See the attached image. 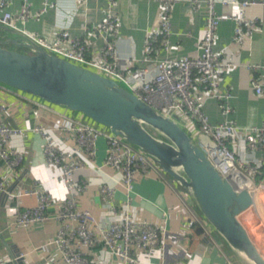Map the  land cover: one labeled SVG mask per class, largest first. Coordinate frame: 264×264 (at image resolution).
<instances>
[{"label":"built area","instance_id":"1","mask_svg":"<svg viewBox=\"0 0 264 264\" xmlns=\"http://www.w3.org/2000/svg\"><path fill=\"white\" fill-rule=\"evenodd\" d=\"M156 1L161 6L160 23L157 29L148 33L145 68L134 71L133 61L122 69H119L117 63V44L122 40L119 36L120 17L117 11L120 0H108L106 18L96 26L97 34L104 40L100 62L87 57V42L70 39L66 31L61 32L53 42H47L18 28V23L25 24L36 17L31 13L29 0H25L16 14L7 11L9 0H0V26L34 41L52 55L114 80L119 87H127L128 92L158 114L177 123H184L196 137V144L225 180L232 186L236 180L249 182L255 195L258 192L264 193V178L260 182L254 180L263 167L257 153L264 151V118L262 126L242 129L233 120L212 124L204 111L208 101L217 100L224 116L233 114L231 94H221L219 88L224 75L242 65L236 54L228 50L219 53L214 49L220 24L226 19L217 12V5L239 6V14L233 17L236 23L233 43L242 46L247 38L259 30L257 20L247 18V9L264 3L257 0H187L194 13L206 6V29L201 40L200 54L195 57H162L163 52L169 54L171 48L173 9L183 0ZM188 35L190 36L189 33ZM247 68L252 72L264 73V64H251ZM252 84L258 95H264V88L258 77L253 78ZM0 88L10 93L15 92L21 98L29 97L2 84ZM10 112L8 104L0 101V161L4 163V169L0 170V198L26 160L25 148L16 147L13 142L16 138L22 139L29 132L38 134L43 139L45 162L60 171L59 179L68 190V197L59 203L56 219L60 222V228L40 250L44 253L52 251L54 257H58V264H113L114 261L120 264H142L138 259L139 254L152 257L162 241L161 228L139 220L129 210V206L130 196L140 177H146L151 172L162 174V168L155 160L112 132H104L94 125L53 110L58 124L51 129L62 131L74 141L71 151H63L53 144L45 123L27 129L8 126L6 118ZM100 139L107 142L105 166L121 175V184L127 192L128 200L121 212L110 206L109 213L96 218L91 211L79 208V198L87 191L88 186L85 181H78L75 177L84 167L82 157L92 159L96 156ZM24 193L26 196H35L38 203L35 207L20 212L11 227L29 229L44 225L49 220L48 212L56 202L40 184H34ZM99 193L105 202L110 203L115 190L102 186ZM180 198L190 213L194 214L187 203L188 195L183 192ZM99 246H102V251L97 256V261L91 260L89 251ZM22 257L23 254L19 256ZM224 257L225 264H234L226 255ZM12 262V259L0 253V264Z\"/></svg>","mask_w":264,"mask_h":264},{"label":"crops","instance_id":"2","mask_svg":"<svg viewBox=\"0 0 264 264\" xmlns=\"http://www.w3.org/2000/svg\"><path fill=\"white\" fill-rule=\"evenodd\" d=\"M9 1L7 11L12 14L18 13L25 2ZM257 1L264 3V0ZM29 2L31 13L36 17L25 24L18 23V28L47 42H53L61 32L66 31L70 39L87 42L89 46L87 57L100 62L104 40L97 34L96 26L106 18L105 8L108 0L85 2L29 0ZM117 11L120 17L119 36L122 38L117 44L119 69L125 68L131 61L133 71L143 69L146 66L144 57L148 33L157 29L160 23V3L156 0H120ZM239 11V6L217 5V12L226 19L220 24L214 47L219 53L228 50L236 54L242 63L240 67L224 75L219 88L221 94L226 92L231 94L234 112L230 116H224L217 100L208 101L204 111L212 124L233 120L240 128L248 129L262 126L264 118V95H258L252 84L253 78L258 77L264 88V73L252 72L247 68L251 64H264V4L247 9V18L257 20L259 30L247 38L242 46L233 43L236 28L233 17L237 16ZM206 20L205 5L198 13L192 12L187 0L176 5L172 13L173 36L170 52L169 54L163 52L162 57L198 56ZM14 38L21 36L0 34V39L5 42ZM0 101L6 102L9 106L11 112L6 118V123L11 128H34L45 123L56 147L63 151L73 149L74 141L70 137L60 130L51 129L58 124V118L53 113V110L60 111L57 107L32 96L21 98L15 92L10 93L1 88ZM13 144L25 148L26 160L0 198V253L13 260L10 264H19L17 259L22 254L24 257L20 259L24 264H58V257H54L52 251L44 253L40 247L53 238L60 228V222L56 219L59 203L68 197V190L59 179L60 171L46 164L44 141L40 135L29 132L22 139L16 138ZM107 151L106 140L100 139L96 156L92 159L82 157L84 167L75 177L78 181H85L88 186L87 191L79 198V208L91 211L96 218L109 213L110 206L121 212L128 200L127 192L121 184V175L105 166ZM257 157L262 161L263 167L254 180L260 182L264 178V151L258 152ZM2 169L4 163L0 161V170ZM34 184H40L56 202L48 212L49 220L44 225L29 229L11 227L20 212L37 205L38 200L35 196L24 195V192ZM102 186L115 190L110 203L105 202L99 193ZM183 192L181 187L177 188L173 184L163 170L162 174L151 172L137 180L130 196L129 210L139 220L160 226L162 235L161 244L154 255L148 258L141 253L138 259L142 264H225L224 256L228 258L230 256L216 239L213 229L193 209L192 206L196 205L194 199L188 195L187 203L194 214H191L182 203L180 197ZM256 194L264 196L262 192ZM257 201L263 206L264 202L262 204L261 200ZM100 251L102 246L91 249L90 259L97 261ZM239 256L244 264V261H249L241 253ZM113 264L120 263L114 261Z\"/></svg>","mask_w":264,"mask_h":264},{"label":"water","instance_id":"3","mask_svg":"<svg viewBox=\"0 0 264 264\" xmlns=\"http://www.w3.org/2000/svg\"><path fill=\"white\" fill-rule=\"evenodd\" d=\"M2 33L20 36L5 26H0ZM0 84L81 113L140 149L194 199L234 250L252 264H264V220L254 188L237 192L179 123L158 114L114 80L52 55L27 38L0 39ZM17 261L24 264L19 257Z\"/></svg>","mask_w":264,"mask_h":264},{"label":"rangeland","instance_id":"4","mask_svg":"<svg viewBox=\"0 0 264 264\" xmlns=\"http://www.w3.org/2000/svg\"><path fill=\"white\" fill-rule=\"evenodd\" d=\"M9 49H12V50H17L19 52H21L22 54H30L29 51H27L26 49H17L13 46H10L8 45L7 46ZM56 56V55H55ZM123 87L124 89L127 90V87L123 86V85H120V87ZM48 104V103H47ZM50 106H53V107H56L54 105H51L49 104ZM60 111L66 113L67 115L71 116L72 118L76 119V120H80V121H83V122H86V123H89L91 125H94L96 126L97 128H99L100 130L104 131V132H111V130L109 128H106L104 126H101V125H98L97 123L93 122L92 120H90L89 118H87L86 116H84L83 114L81 113H77V112H73V111H70V110H67L65 108H60V107H57ZM180 124V126L184 129V131L195 141L197 142V139L196 137L192 134V132L188 129V127L184 124V123H181V122H178ZM166 176H168V178L170 180H172L173 184L177 187V188H180L179 185L177 184V182L172 178L170 177L167 173H165ZM195 206V208H194ZM192 206L193 209L195 210V212H197L201 218L204 219L205 223L211 227L213 229V231L215 232L214 234L216 235V239L218 240V242L220 243V245L223 246V248L226 250V252L228 253V255L230 256V258L232 259V261L234 262V264H244L242 261H241V257L239 256V253L234 250L229 244L228 242L214 229V227L210 224V222L203 216V214L201 213V211L197 208L196 205ZM223 238V239H222ZM245 264H252L250 261H244Z\"/></svg>","mask_w":264,"mask_h":264},{"label":"bare ground","instance_id":"5","mask_svg":"<svg viewBox=\"0 0 264 264\" xmlns=\"http://www.w3.org/2000/svg\"><path fill=\"white\" fill-rule=\"evenodd\" d=\"M249 185H250L249 182H244V181H241V180H236V182L233 183V187L235 189L239 190V191H243V190H246L248 188H251V187H249ZM257 199L261 200V203L263 204L264 196L258 195V194L255 195L256 206L258 208V211H259L261 217L264 219V209H263L264 204H263V206H261L258 203Z\"/></svg>","mask_w":264,"mask_h":264},{"label":"trees","instance_id":"6","mask_svg":"<svg viewBox=\"0 0 264 264\" xmlns=\"http://www.w3.org/2000/svg\"><path fill=\"white\" fill-rule=\"evenodd\" d=\"M194 228L197 227V226H193Z\"/></svg>","mask_w":264,"mask_h":264}]
</instances>
